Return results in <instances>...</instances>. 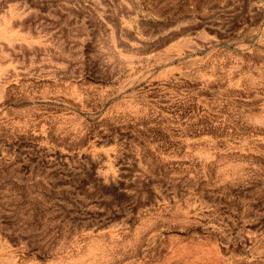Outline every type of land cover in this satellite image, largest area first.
I'll list each match as a JSON object with an SVG mask.
<instances>
[{
	"label": "rangeland",
	"instance_id": "rangeland-1",
	"mask_svg": "<svg viewBox=\"0 0 264 264\" xmlns=\"http://www.w3.org/2000/svg\"><path fill=\"white\" fill-rule=\"evenodd\" d=\"M0 14V264H264V0Z\"/></svg>",
	"mask_w": 264,
	"mask_h": 264
},
{
	"label": "bare ground",
	"instance_id": "bare-ground-1",
	"mask_svg": "<svg viewBox=\"0 0 264 264\" xmlns=\"http://www.w3.org/2000/svg\"><path fill=\"white\" fill-rule=\"evenodd\" d=\"M1 15V14H0ZM3 16V15H2ZM1 43V42H0ZM0 72H2V71H0Z\"/></svg>",
	"mask_w": 264,
	"mask_h": 264
}]
</instances>
